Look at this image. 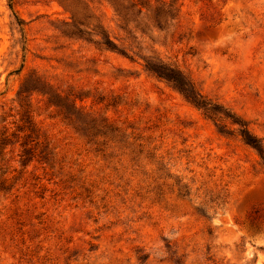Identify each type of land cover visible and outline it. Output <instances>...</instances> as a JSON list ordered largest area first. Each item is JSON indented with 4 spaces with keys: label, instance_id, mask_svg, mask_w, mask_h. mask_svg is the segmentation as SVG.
Wrapping results in <instances>:
<instances>
[{
    "label": "rangeland",
    "instance_id": "rangeland-1",
    "mask_svg": "<svg viewBox=\"0 0 264 264\" xmlns=\"http://www.w3.org/2000/svg\"><path fill=\"white\" fill-rule=\"evenodd\" d=\"M154 3L0 0V264H264V0Z\"/></svg>",
    "mask_w": 264,
    "mask_h": 264
},
{
    "label": "trees",
    "instance_id": "trees-1",
    "mask_svg": "<svg viewBox=\"0 0 264 264\" xmlns=\"http://www.w3.org/2000/svg\"><path fill=\"white\" fill-rule=\"evenodd\" d=\"M153 7L157 11L161 9L162 12L172 14L171 18L175 17L177 9L176 0H155ZM105 44L110 48H115L113 42L108 38H106ZM144 67L155 75L162 77L172 83L190 103H192L195 107L200 108L208 117L214 118L216 112L218 111L216 105L210 103L207 99H205L204 96L198 91V89L195 88L192 81L186 78L176 67L160 59H144ZM20 91L22 90H19V92ZM226 115L228 116L227 113ZM231 120L232 122H236L239 125L238 134L240 135L243 142L254 148L259 157L261 159H264V150L257 137L251 134L247 127L240 121H236L234 119ZM118 131L119 129L117 127H112V129H110V132L112 133ZM106 147L111 146L109 144L106 145ZM182 186H184V184H182Z\"/></svg>",
    "mask_w": 264,
    "mask_h": 264
}]
</instances>
